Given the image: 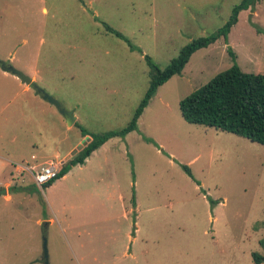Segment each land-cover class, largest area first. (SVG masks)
<instances>
[{
    "label": "rangeland",
    "instance_id": "obj_1",
    "mask_svg": "<svg viewBox=\"0 0 264 264\" xmlns=\"http://www.w3.org/2000/svg\"><path fill=\"white\" fill-rule=\"evenodd\" d=\"M242 2L248 7L227 38L196 51L158 88L138 130L111 139L104 157L51 190L28 174L12 178L11 199L0 196V264H45L44 241L47 264H86L75 253L100 249L96 231L157 235L159 248L170 238L165 247L174 252L197 248L189 264H254L253 253L264 255V146L188 124L179 110L234 65L264 74V0H0V61L35 76L33 86L76 114L67 127L58 109L46 108L43 139L28 151L38 156L28 165L46 157L58 163L64 155L55 151L70 155L88 135L131 122L149 86L146 56L164 69L191 41L221 29Z\"/></svg>",
    "mask_w": 264,
    "mask_h": 264
},
{
    "label": "trees",
    "instance_id": "obj_2",
    "mask_svg": "<svg viewBox=\"0 0 264 264\" xmlns=\"http://www.w3.org/2000/svg\"><path fill=\"white\" fill-rule=\"evenodd\" d=\"M247 7L246 2L235 7L230 20L221 29L209 37L191 41L164 69H160L146 56L144 59L150 68L149 86L131 122L119 132L88 135L89 142L76 155L63 162L56 178L43 188L50 187L56 180L65 176L72 167L83 164L93 151L108 140L116 137L124 138L127 134L136 132L137 121L158 88L173 76L180 75L196 51L209 47L219 39H226L230 28L237 21L238 13L246 10ZM106 29L124 39L111 28L106 27ZM179 110L183 120L188 124L214 128L264 146V74H247L234 65L215 75L207 84L182 99L179 102ZM145 140L153 143L149 139ZM182 169L192 178L188 167L182 166ZM259 246L264 253V237L259 241ZM252 257L254 264H264V255L253 253Z\"/></svg>",
    "mask_w": 264,
    "mask_h": 264
},
{
    "label": "crops",
    "instance_id": "obj_3",
    "mask_svg": "<svg viewBox=\"0 0 264 264\" xmlns=\"http://www.w3.org/2000/svg\"><path fill=\"white\" fill-rule=\"evenodd\" d=\"M0 28L4 33L5 26L0 25ZM28 78L30 84H25L19 77L3 71L0 67V191H5L3 197L6 201L11 199L8 194L12 185L11 180L12 178L17 179L16 165H25L29 159L32 160V157L35 158L34 161L38 158L33 152L31 154L28 151L30 148H34V145L39 146L38 140L43 139L42 114L46 108L50 111L53 110L51 109L52 105L45 101L33 87L36 81L35 76H31V78L28 76ZM72 114L75 117L74 123H76L77 116L74 112ZM110 140L93 151L83 164L72 167L65 176L56 181L64 180L73 170H81L87 165L93 164L97 160L95 158L104 157V146ZM78 144L80 141L76 142L71 149H74ZM40 147L44 148L43 140ZM54 153L52 157L64 155V160L58 163L67 161L66 158L69 156L60 151ZM51 161H53L51 157H46L42 162L34 164L43 165ZM56 183L54 182L48 189L51 190ZM116 200L121 204L123 213L130 211L126 210V199L123 194L118 193ZM136 204L135 202V206ZM214 220L217 219L214 218ZM96 236L101 238L100 249L87 247L85 257L80 253L78 247H75L82 255L78 257L75 253L78 262L85 261L86 264H189L187 261L189 255L198 258L197 248L192 255L191 252H185L186 250L182 249L174 252L173 246L165 247L174 244L170 238L167 240L168 244L159 248L156 246L157 235L146 237L140 235V231L132 233L130 231H96ZM91 238L93 239V236ZM211 241H214L213 237ZM118 259H121L119 263Z\"/></svg>",
    "mask_w": 264,
    "mask_h": 264
},
{
    "label": "water",
    "instance_id": "obj_4",
    "mask_svg": "<svg viewBox=\"0 0 264 264\" xmlns=\"http://www.w3.org/2000/svg\"><path fill=\"white\" fill-rule=\"evenodd\" d=\"M0 67L3 71L12 73L13 75H16L17 77H19L23 83L30 84V79L27 76H25L23 73H21L20 71L13 68L12 66H8V65L6 66V64L4 62L0 61ZM33 87L37 90V92H39L42 95V98L45 101H47L50 105H53L56 109L59 110L60 114L65 119V123H66L67 127L73 126L74 121H75V117L73 116L71 111H67V110L61 108L60 104L56 100H54L49 95L45 94L44 91L38 89L37 86H33ZM88 142H89V138H87L86 141H84L76 149H74L70 153V155L66 158V160H68L70 157H73L74 155H76ZM4 193H5L4 190L0 191V195H3ZM43 257H44L45 264H47V252H46L45 241H44V245H43Z\"/></svg>",
    "mask_w": 264,
    "mask_h": 264
},
{
    "label": "built area",
    "instance_id": "obj_5",
    "mask_svg": "<svg viewBox=\"0 0 264 264\" xmlns=\"http://www.w3.org/2000/svg\"><path fill=\"white\" fill-rule=\"evenodd\" d=\"M34 159L32 157V160ZM62 163L51 161L43 165H16V178L19 179L23 177V174H28L32 178L35 186L42 190L44 185L56 178Z\"/></svg>",
    "mask_w": 264,
    "mask_h": 264
}]
</instances>
